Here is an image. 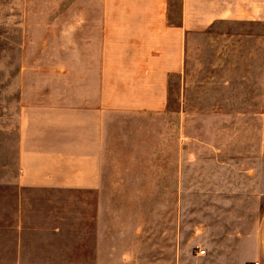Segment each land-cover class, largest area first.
<instances>
[{
	"label": "crops",
	"instance_id": "crops-1",
	"mask_svg": "<svg viewBox=\"0 0 264 264\" xmlns=\"http://www.w3.org/2000/svg\"><path fill=\"white\" fill-rule=\"evenodd\" d=\"M222 21L264 28V0H22L0 264H109L110 118L165 111L170 82L183 92L189 31ZM248 261L264 264V211Z\"/></svg>",
	"mask_w": 264,
	"mask_h": 264
},
{
	"label": "rangeland",
	"instance_id": "rangeland-1",
	"mask_svg": "<svg viewBox=\"0 0 264 264\" xmlns=\"http://www.w3.org/2000/svg\"><path fill=\"white\" fill-rule=\"evenodd\" d=\"M21 15L22 0H0V165L8 167L16 165ZM186 47L183 92L170 82L165 111L110 118L109 264H249L255 251L264 28L215 22L191 29Z\"/></svg>",
	"mask_w": 264,
	"mask_h": 264
},
{
	"label": "built area",
	"instance_id": "built-area-1",
	"mask_svg": "<svg viewBox=\"0 0 264 264\" xmlns=\"http://www.w3.org/2000/svg\"><path fill=\"white\" fill-rule=\"evenodd\" d=\"M204 250H198V254H204ZM253 264H257L256 262L255 263H253Z\"/></svg>",
	"mask_w": 264,
	"mask_h": 264
}]
</instances>
